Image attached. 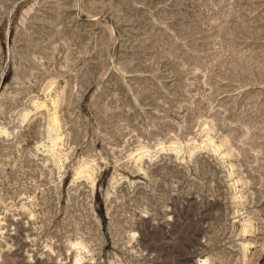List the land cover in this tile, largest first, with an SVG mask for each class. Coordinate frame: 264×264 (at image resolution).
Wrapping results in <instances>:
<instances>
[{
	"label": "rangeland",
	"instance_id": "1",
	"mask_svg": "<svg viewBox=\"0 0 264 264\" xmlns=\"http://www.w3.org/2000/svg\"><path fill=\"white\" fill-rule=\"evenodd\" d=\"M0 264H264V0H0Z\"/></svg>",
	"mask_w": 264,
	"mask_h": 264
}]
</instances>
